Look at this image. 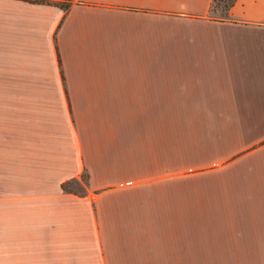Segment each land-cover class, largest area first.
Here are the masks:
<instances>
[{"label": "crops", "instance_id": "crops-1", "mask_svg": "<svg viewBox=\"0 0 264 264\" xmlns=\"http://www.w3.org/2000/svg\"><path fill=\"white\" fill-rule=\"evenodd\" d=\"M70 1L0 0V264H264V0Z\"/></svg>", "mask_w": 264, "mask_h": 264}, {"label": "trees", "instance_id": "trees-1", "mask_svg": "<svg viewBox=\"0 0 264 264\" xmlns=\"http://www.w3.org/2000/svg\"><path fill=\"white\" fill-rule=\"evenodd\" d=\"M32 1L56 3L64 8H68V6L71 4L70 0H32ZM233 3H234V0H229L228 4L226 5L225 14L223 17H227L228 10ZM86 181H87L86 175L82 174L80 178H73V179L64 181L61 184V187L63 190L68 191V192H73L76 194H83L85 193ZM72 184H76L77 186L73 187Z\"/></svg>", "mask_w": 264, "mask_h": 264}, {"label": "rangeland", "instance_id": "rangeland-1", "mask_svg": "<svg viewBox=\"0 0 264 264\" xmlns=\"http://www.w3.org/2000/svg\"><path fill=\"white\" fill-rule=\"evenodd\" d=\"M229 0H214L211 8H210V15L216 17H222L225 14L226 5L228 4ZM73 187H76V184H72Z\"/></svg>", "mask_w": 264, "mask_h": 264}]
</instances>
